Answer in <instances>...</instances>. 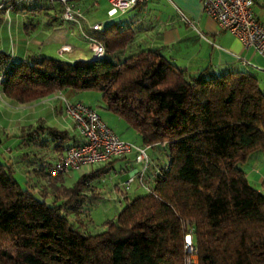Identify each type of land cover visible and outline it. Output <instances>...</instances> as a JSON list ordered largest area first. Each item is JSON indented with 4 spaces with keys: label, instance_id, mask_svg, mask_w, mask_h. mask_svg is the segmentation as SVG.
Returning <instances> with one entry per match:
<instances>
[{
    "label": "trees",
    "instance_id": "obj_1",
    "mask_svg": "<svg viewBox=\"0 0 264 264\" xmlns=\"http://www.w3.org/2000/svg\"><path fill=\"white\" fill-rule=\"evenodd\" d=\"M36 1H7L0 11L48 8ZM88 34L104 47L99 59H16L1 49V95L24 104L67 88L97 91L142 146L164 145L167 163L146 193L126 200L92 234L69 215L106 165L71 185L64 174L33 169L46 179L36 196L0 162V264H183L185 222L197 264H264V194L236 166L264 153V91L256 78L238 70L186 75L156 49L121 56L133 37L125 22ZM45 129L59 141L58 153L76 143L65 130Z\"/></svg>",
    "mask_w": 264,
    "mask_h": 264
},
{
    "label": "crops",
    "instance_id": "obj_2",
    "mask_svg": "<svg viewBox=\"0 0 264 264\" xmlns=\"http://www.w3.org/2000/svg\"><path fill=\"white\" fill-rule=\"evenodd\" d=\"M99 2H103L104 7L106 6L105 14L111 19L114 14L108 16L106 0H67V3L70 6L72 5L73 9L81 12L82 18H78V23L68 21L70 23L67 26L66 37L59 38L60 42L56 47V53L59 56L67 53L66 61H72L79 57L75 51L80 43H83L88 50L86 37H90L88 31L91 24L100 23L104 25L112 22H103L98 18H88L87 13L92 8L99 6ZM252 12L255 18L264 26V4L258 0H253ZM126 13H129V16L118 21L125 22L129 26L133 32V37L120 54L121 56L132 54L142 49H156L168 61L182 69L186 75H194L201 69H206L209 74L214 75L226 71H245L256 78L259 88L264 91V59L250 47L244 48L228 32L219 30L215 21L201 11L199 0H147L143 4L126 10L121 15ZM179 13L186 17L189 22L181 21ZM6 14L8 15L6 16ZM54 14L51 16L53 17L51 21H48L47 29H49L48 26L55 25L57 13L55 12ZM10 16L13 19V23L9 32L8 22ZM22 18L23 13L20 12L4 13V11H0V21H2L0 22V50L6 51L11 58L16 59H24L28 55L39 56L37 51H39L46 40V34H44L43 30L37 31L38 33L35 32L31 25L22 27ZM70 24L76 28L77 32L75 34L71 32L72 27ZM63 45L68 46V51L59 54L58 50ZM35 50L37 51L33 52ZM82 94L74 89L72 91L63 89L24 103L28 107L22 109L21 106L23 105L5 99L0 93V129L9 131L15 136H21V133L25 131L29 137L25 152L21 151L18 158L24 159L31 155L32 161L30 163L32 166L38 165L43 168L45 164L51 163L60 154L54 150V146L59 142L55 137L50 135V141L47 142L45 137L47 131L45 128L48 127L57 131L65 130L68 136L71 137L69 142L74 140L78 142L79 139L75 135L71 120L64 115L62 98L70 102L81 101L80 95ZM81 102L84 103L83 101ZM109 119L119 129H124L118 118L109 117ZM105 123L109 127L108 123ZM35 127L40 132L36 134L30 133V130L32 131ZM126 133L127 130L125 128V132L122 134L127 136ZM118 137L121 138L120 136ZM39 138H44L45 141L38 145L35 141ZM125 141L128 142L127 139ZM38 143L40 142L38 141ZM136 145L144 148L147 156V165L145 167L134 160L133 151L124 156L115 157L107 161L106 164L103 163V165H106L105 172L111 168L109 165L112 160H123V168L120 170L128 173L126 180L132 177V181L126 188L129 190L130 185L133 186V197L139 195L137 193H139L140 189L147 192L151 188L154 175L159 171L160 167L165 166L167 163L165 156L164 160L160 157L161 154L164 155V151L162 153L159 150L157 153L148 151L156 148L157 145L142 146L141 143ZM260 153L264 155L262 152L250 154L241 163L240 169L244 172L248 183L264 194V159ZM100 175L95 178H99ZM119 185H113L112 193L116 199L118 198L117 192H120ZM127 198L128 193L123 190L121 199L124 201ZM117 204H119L118 201Z\"/></svg>",
    "mask_w": 264,
    "mask_h": 264
},
{
    "label": "rangeland",
    "instance_id": "obj_3",
    "mask_svg": "<svg viewBox=\"0 0 264 264\" xmlns=\"http://www.w3.org/2000/svg\"><path fill=\"white\" fill-rule=\"evenodd\" d=\"M35 4H40L48 7L47 9H41L38 13L30 12V11H23V18H22V27L26 26L25 24H32L33 30L35 32H39L43 30L44 34H46V40L44 41L43 45L39 49V51L35 50L33 52H38L37 54L39 56H46V57H52V58H60L65 60L67 53H64L63 56H59L56 53V47L58 46L59 38L66 37V33L68 31V21L63 20L61 16V11L63 6L58 0H38L35 2ZM72 6V5H71ZM87 6V5H86ZM106 7V6H105ZM105 7L103 5V2H99V6L96 8H92L88 14V18H98L100 21L103 22H109V21H118L121 19H125L129 16V13H126L124 15H121L120 13H115L113 17L108 18L105 14ZM56 14L57 20L55 21V25L48 26L49 29L46 28L48 21H51V16H53L54 13ZM93 13V14H92ZM91 14V15H90ZM8 14H6L7 16ZM10 15V14H9ZM55 16V14H54ZM6 21V20H5ZM2 22V21H0ZM9 32L10 28L13 23V19L10 16L9 20ZM71 25V32L75 34L77 32L76 28L72 24ZM69 28V29H70ZM31 30V28H29ZM37 32V33H38ZM83 46V47H82ZM82 47V48H81ZM75 53L79 56L76 59L73 60H87L92 58L90 52L86 49V46L83 43H80L78 45V48L76 49ZM84 56V57H83ZM262 88V87H261ZM68 90L72 91L71 88H67ZM77 92L83 93L80 95L81 101H83L88 106H91V108L95 109L99 115L102 117L103 121L107 122L109 125V128L118 136H120L124 141L127 139L128 143L137 146L136 144L140 143V140L138 139L137 134L129 128L122 119L117 117L116 115L110 113L107 111L103 105V103L100 100L99 93L94 90H76ZM22 109H26L28 106H25V104H20ZM110 118L113 119H119V121L122 123L124 129H119L117 125H114ZM115 117V118H114ZM109 121V122H108ZM115 123V122H114ZM125 128L127 130V136L123 135L122 133L125 132ZM34 129V128H33ZM32 131L30 130V133ZM29 133V134H30ZM21 136H15L9 131H2L0 129V162L7 163L11 165V168L13 169V177L15 180L20 184L23 188H29L31 189L36 196L38 195V190L40 186L46 184V179L44 177L33 173V169L39 168L38 165H33L30 163L32 161V156L28 155L27 158H18L20 156V152H25L26 144L28 142V135H26L25 131L21 133ZM131 136V137H129ZM47 142L50 141V134H46ZM50 137V138H49ZM38 141L40 143H38ZM43 141H45L44 138H39L35 142L39 145ZM135 144H133V143ZM20 146V148H19ZM35 148V147H34ZM36 149V148H35ZM158 150L160 153L164 150V145H157L154 149H149V152L157 153ZM34 151V149H33ZM261 157L264 159V155L260 153ZM164 158V155L161 154V156ZM123 160L122 159H116L112 160L110 162V169L105 171L100 175L99 178L93 179L91 182H89V188L85 189L83 192L86 195L84 200L81 202V207L75 215H69V219L72 223H77L80 228L83 230L89 232V233H96L102 230V223L107 220L111 219L119 210L120 208L125 204L126 200L123 201L121 199L123 190L128 193V198L133 197L132 194V188L133 186L130 185L129 190L125 188L124 181L126 180V177L128 173L126 171L120 170L123 168ZM49 164V163H48ZM103 164H92L87 166H81L76 169L70 170L66 175L64 179V184L71 185L73 184L77 178L83 174L90 172L96 168H99ZM237 168L241 167V164L238 163ZM120 184L119 190L117 192V197L114 196L112 193L113 185ZM137 194H144L146 193L144 190L140 189ZM46 202L50 201V198L47 197L45 199ZM117 201L119 204H117Z\"/></svg>",
    "mask_w": 264,
    "mask_h": 264
},
{
    "label": "built area",
    "instance_id": "obj_4",
    "mask_svg": "<svg viewBox=\"0 0 264 264\" xmlns=\"http://www.w3.org/2000/svg\"><path fill=\"white\" fill-rule=\"evenodd\" d=\"M10 1L32 2L35 0H0V9L3 3ZM63 8L61 16L63 20L78 23L82 18L79 10L73 9L67 0H58ZM264 4V0H258ZM108 4V16L115 13H124L126 10L143 4L147 0H106ZM201 11L212 18L218 29L228 32L235 37L244 48L250 47L264 59V26L255 18L252 12L253 0H199ZM10 9L6 7L4 13ZM179 19L185 23L189 21L179 13ZM100 23H93L89 29L100 30ZM87 47L91 59H99L103 56L104 47L92 37H86ZM68 51V46L59 48L61 54ZM65 117L71 120L75 135L79 141L67 146L51 163L43 166V171L48 175L64 174L70 170L92 164H103L107 161L134 152V160L140 162L143 167L147 165V156L144 148L134 146L118 137L103 121L95 109L81 101H67L62 98ZM132 181L129 177L125 188ZM186 231L183 236V264H197L196 248L192 240L191 228L184 223Z\"/></svg>",
    "mask_w": 264,
    "mask_h": 264
}]
</instances>
